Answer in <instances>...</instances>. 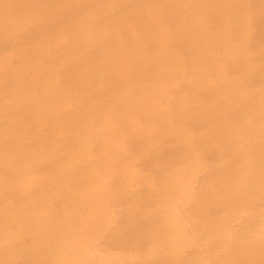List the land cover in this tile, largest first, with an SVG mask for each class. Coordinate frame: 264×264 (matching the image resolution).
Segmentation results:
<instances>
[{
  "label": "bare ground",
  "instance_id": "obj_1",
  "mask_svg": "<svg viewBox=\"0 0 264 264\" xmlns=\"http://www.w3.org/2000/svg\"><path fill=\"white\" fill-rule=\"evenodd\" d=\"M0 264H264V0H0Z\"/></svg>",
  "mask_w": 264,
  "mask_h": 264
}]
</instances>
